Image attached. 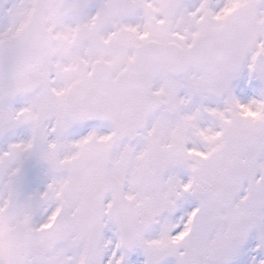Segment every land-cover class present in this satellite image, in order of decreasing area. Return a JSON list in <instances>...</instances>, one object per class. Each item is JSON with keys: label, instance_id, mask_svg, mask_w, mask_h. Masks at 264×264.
<instances>
[{"label": "snow or ice", "instance_id": "obj_1", "mask_svg": "<svg viewBox=\"0 0 264 264\" xmlns=\"http://www.w3.org/2000/svg\"><path fill=\"white\" fill-rule=\"evenodd\" d=\"M0 264H264V0H0Z\"/></svg>", "mask_w": 264, "mask_h": 264}]
</instances>
